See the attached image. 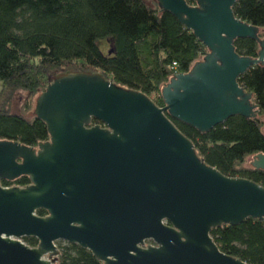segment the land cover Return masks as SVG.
Instances as JSON below:
<instances>
[{
	"label": "water",
	"instance_id": "water-1",
	"mask_svg": "<svg viewBox=\"0 0 264 264\" xmlns=\"http://www.w3.org/2000/svg\"><path fill=\"white\" fill-rule=\"evenodd\" d=\"M193 1L156 0L208 50L163 86V107L99 73L70 72L34 99L30 115L44 122L48 141L0 140V183L29 179L0 184V264H53L57 241L102 264H246L222 253L210 230L264 222V188L206 165L164 113L201 133L232 116L255 118L253 95L237 80L264 62V37L234 16L237 0ZM242 38L258 42V59L235 52ZM250 166L264 170V154Z\"/></svg>",
	"mask_w": 264,
	"mask_h": 264
},
{
	"label": "trees",
	"instance_id": "trees-1",
	"mask_svg": "<svg viewBox=\"0 0 264 264\" xmlns=\"http://www.w3.org/2000/svg\"><path fill=\"white\" fill-rule=\"evenodd\" d=\"M189 5L193 0H185ZM233 14L259 29L264 37V3L237 0ZM109 40L103 54L98 40ZM239 56L256 60L259 44L249 38L233 43ZM207 48L156 0H0V140L36 148L49 140L46 125L29 115L34 98L52 76L70 72L99 73L127 90L140 92L157 107L164 106L161 89L171 77L189 71ZM173 63L175 66H173ZM238 84L251 92L257 105L255 118L232 116L201 133L165 116L192 144L197 157L224 176L243 178L264 188V170L246 165L264 154V62L242 74ZM26 92L19 113H11L12 96ZM100 124L92 120L91 125ZM3 187H25L27 176L1 181ZM45 217L47 212L36 210ZM219 250L246 264H264V222L247 218L236 226L210 230ZM36 247L33 237L22 238ZM53 264H102L88 250L64 241L56 243Z\"/></svg>",
	"mask_w": 264,
	"mask_h": 264
},
{
	"label": "rangeland",
	"instance_id": "rangeland-1",
	"mask_svg": "<svg viewBox=\"0 0 264 264\" xmlns=\"http://www.w3.org/2000/svg\"><path fill=\"white\" fill-rule=\"evenodd\" d=\"M97 45H98V48L99 50L103 53V54H108L109 53V40L107 39H104V40H98L97 41ZM54 76H52L50 78V80L53 78ZM26 92L24 91H17L13 94L12 96V99H11V104H10V111L11 113H19L20 112V109H21V106L26 98ZM36 98V97H35ZM34 98V99H35ZM33 108H34V100H33ZM33 108L32 110L30 111V113L33 111ZM30 115V114H29ZM260 119L262 120L263 122V125H264V115L260 117ZM252 159V156H250L249 158H247L246 160V165H250V161ZM58 242V241H57ZM55 242V245L56 243Z\"/></svg>",
	"mask_w": 264,
	"mask_h": 264
},
{
	"label": "flooded vegetation",
	"instance_id": "flooded-vegetation-1",
	"mask_svg": "<svg viewBox=\"0 0 264 264\" xmlns=\"http://www.w3.org/2000/svg\"><path fill=\"white\" fill-rule=\"evenodd\" d=\"M149 244H152L150 241H146L145 242V246L149 245Z\"/></svg>",
	"mask_w": 264,
	"mask_h": 264
},
{
	"label": "built area",
	"instance_id": "built-area-1",
	"mask_svg": "<svg viewBox=\"0 0 264 264\" xmlns=\"http://www.w3.org/2000/svg\"><path fill=\"white\" fill-rule=\"evenodd\" d=\"M173 66H175V64L173 63Z\"/></svg>",
	"mask_w": 264,
	"mask_h": 264
}]
</instances>
